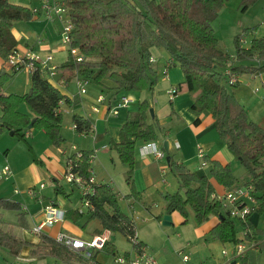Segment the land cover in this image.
I'll list each match as a JSON object with an SVG mask.
<instances>
[{
	"label": "trees",
	"instance_id": "1",
	"mask_svg": "<svg viewBox=\"0 0 264 264\" xmlns=\"http://www.w3.org/2000/svg\"><path fill=\"white\" fill-rule=\"evenodd\" d=\"M256 0H242L241 11H245ZM72 23L71 45L78 49L82 61H76L70 54L64 63L55 68V73L63 74L64 81L73 78L91 82L97 86L124 91H152L156 81L151 68V50L163 49L171 58V65L178 66L184 80L175 88V95L187 93L192 99L191 112L195 115H209L215 129L228 151L244 168L243 184L238 185L230 166L212 162L210 176L198 177L184 165L170 159L168 168L176 178L178 191L165 193L162 198L167 213L177 212L188 220V210L193 213L197 224L206 222L211 216L218 223L211 228L209 235L221 242L236 244V227L247 229L245 241L255 240L259 233L252 227L248 217L257 213L264 221V129L251 121L238 100L226 91L224 71L230 68L237 76L253 74L258 66L233 64L230 55L218 47L212 24L216 20L224 0H63ZM28 8L0 0V57L3 61L17 48L12 28L18 22L33 18ZM234 38L235 58L239 61H264V36L251 40L248 48L239 45ZM19 72L0 70V134L12 131L14 136L25 140V133L33 128L41 129L53 145L63 142L61 136L62 115L58 112L60 103L67 101L47 75L37 68L30 74L29 90L22 94H4L2 89ZM108 89V88H107ZM24 104L26 113L19 111ZM150 104L147 100L138 102L134 114L128 116L120 127L118 141L113 147L119 160L128 166L126 184L130 195L137 197L132 175L136 166L135 150L137 144L152 142L157 138V126L148 123ZM73 128L77 132H88L91 123L80 116H73ZM33 122L32 128L29 124ZM195 124L198 120H195ZM81 158L74 161V171L83 181L91 177V155L77 151L66 159ZM211 180L228 190L250 185L256 204L251 206L246 221L231 218L221 205L211 196L214 187ZM91 197L93 210L85 214L75 212V223L87 216L85 223L97 220L103 230L120 233L130 243L135 234V222L126 215L117 201L116 194L106 184L93 185ZM60 188L57 187V191ZM14 211L21 229L28 228L25 212L19 203L0 198V212ZM79 213V214H78ZM158 221L161 218L156 217ZM85 223L79 224L81 228ZM6 222L0 219V225ZM38 242L32 243L17 236L12 231L0 228V248L11 256L19 257L24 248L29 249V257L37 260L53 259L59 264H93L97 253L108 257L116 256V248L105 242L102 249H93L91 256L85 258L57 243L53 237L38 234ZM138 239V238H137ZM134 250L143 244L139 241ZM126 258L128 255L125 254Z\"/></svg>",
	"mask_w": 264,
	"mask_h": 264
},
{
	"label": "crops",
	"instance_id": "2",
	"mask_svg": "<svg viewBox=\"0 0 264 264\" xmlns=\"http://www.w3.org/2000/svg\"><path fill=\"white\" fill-rule=\"evenodd\" d=\"M8 1L11 4L26 8L33 6L29 0ZM241 2L237 0L236 4H238V11H240L239 7H241ZM240 13H242L243 16L245 15V19L248 18L249 15H253L254 18L259 17V21L264 19V0H256L255 3L249 6L245 11H240ZM236 26L235 24L233 27ZM249 27L251 26H244L242 28L240 24V28H236L234 37L243 35L241 34L242 31ZM59 33L60 27L57 24L49 23L41 16H33L29 21L18 22L12 28V35L17 41V49L20 51H34L41 56L51 54L53 57L52 64L56 67L60 66L68 58L66 48L60 44ZM248 34L251 39L263 37L264 25L261 27L259 24V27L249 31ZM245 35L247 34L245 33ZM217 42L219 49L222 50V47L219 45V40H217ZM249 46L250 44L245 48ZM2 63L3 58L0 57V70L2 68ZM233 64L258 66V70L251 74V79L258 81V83L262 81V76L264 75V61L256 62L253 60H244L235 63L234 60ZM151 68L156 77L152 91L138 92L114 90L110 89L113 84L106 83L107 87L96 86V88H89L86 90V93L80 94L75 84V78L73 77L66 82L64 81L65 76L57 72L49 79L67 99V101H62L59 107L62 115V124L64 123L63 117L66 115L67 118L65 122L70 127V132L67 133L66 136L69 138L71 134L74 142L70 150L63 144L59 147L50 146L43 138L45 137L43 131L33 132L30 128L31 130L25 133V138H30V150L35 158L31 160L27 158L28 156L24 154L23 150H19V153L16 152V149H19L17 145H20L21 142H17L13 138L14 135L9 134L10 131H3L0 134V166L6 164L12 171V175L7 180H3V183L0 184V198L19 203L22 211L26 214L25 221L28 226L26 230L18 227L17 218L15 223H11V227L15 226L21 230L19 234L16 231L17 236L26 241L37 243L39 240L38 236L31 233V228L43 219L44 207L48 204H53L55 207L65 211V220L52 227L46 228L43 232L44 234L54 237L58 231H63L68 235L82 240H88L93 236L100 235L106 238V242L114 244L109 237L113 233L103 230L97 220H91L85 223L83 221L87 216H83L81 220H79V223L73 221V218H76L75 212L76 210L78 211V207L66 208V202L59 196L61 194L60 192H62V187L56 183L57 181L54 179V176H59L62 171L64 173L65 160L68 156L75 153V151H86L93 156L90 160V167L95 183L109 185L116 194L117 201L121 207V203L123 202H130V200L136 202L135 198L128 197L130 195V188L125 183L124 170L121 172L124 184L122 183L121 187H115L119 186L120 183L118 181L114 183L112 179H106L105 176L107 175H104L103 172L99 170V167L101 166L107 170L108 174V167L106 166L107 160L113 163L116 161L119 162L113 144L118 141L120 127L126 122L128 116L134 114L137 109V103L142 100H147L153 110V116L150 114L151 117L148 118V123H155L157 126V138L152 142L163 151L164 143L167 142L169 160L173 158L174 161L184 165L196 176L208 178L210 176L212 162L228 164L231 166L232 171H235L233 175L237 180V184L240 183L238 179L243 175L244 169L243 167L242 170L239 168V161L228 151L225 143L219 139L213 119L206 114H200L198 116L193 114L190 110L192 99L187 93L176 94L170 98L169 91L172 88H176V86L184 80L181 69L178 66L171 65V58L160 48H153L151 50ZM20 75H23V77L20 78ZM26 75L25 73L11 75L8 81L10 84L3 87V93L16 95L26 93L30 87V75ZM158 75L160 76L159 79L157 78ZM248 82L251 83V80H248ZM161 84H163V87ZM262 86V97L264 99V85ZM231 93L234 96L235 92ZM254 93H260V89L256 87ZM99 96L103 98L101 103L97 102ZM123 98L128 99L130 102L125 107H120L116 115H112L109 109L120 103ZM19 111L32 117L25 107H20ZM75 115L88 120L91 123V130L88 132H77L73 128L72 121V117ZM195 120H198L197 124L194 123ZM257 124L264 129V125H260L258 122ZM144 144L145 143L141 142L137 144L135 150L136 167L133 173V184L138 194L137 196L142 200V209L153 216L154 219L156 217L161 218V221L163 216H170V225L173 223L183 224V219L177 212H172L170 214L166 212L165 203L161 207V212L159 211L153 215L152 208L155 206L154 203L151 204V202L148 203L145 201V199L154 197L156 194L161 196L165 193L176 192L178 190V184L156 183L160 175L157 164L159 162L149 154L146 149L141 148ZM199 149H201L204 154L203 160L206 163L204 166L201 165V160L197 157ZM46 181H48V183H55L53 186L55 190L54 196L52 192H48V185L45 184ZM211 182L214 191L217 193H222L226 189L213 180H211ZM41 184L43 185L42 187H40ZM59 186L60 190L57 191V187ZM114 187L116 189H114ZM30 189H33L32 194L28 193ZM58 193L60 194L58 195ZM79 200L81 202V197ZM126 204L128 211H130L131 203ZM138 209L141 213V208L138 207ZM125 214L134 217L133 207L129 213ZM0 219L6 222V220L2 218ZM161 221L155 219L153 223H160ZM248 221L254 229L259 231L263 230L264 221L262 216H259L257 213H252L248 217ZM81 223H85L83 228L79 225ZM141 223H146V221ZM217 223L218 218L216 216H211L206 222L197 224V226L193 227L191 235H188L186 230L183 231L182 228L177 227L180 233L176 234V241L171 240L169 245L162 247L160 251L161 254H159L160 262L156 260L159 264H183L181 260L182 253L189 256L188 264H223L227 259H232L234 244L221 243L209 235V231ZM88 225L92 226L89 229L91 233L84 232ZM9 226L10 225L6 223L0 225V228L2 227V230H9L7 229ZM4 227L6 229H4ZM238 229L239 232L236 234V237L243 241V231L245 229ZM254 237L255 240L257 239V242H259V249L257 251L253 250L248 252L243 258L232 259L230 264H264V234L259 233ZM124 239L126 240L125 237ZM138 240L153 253L152 249H149L146 243L148 242L147 238L144 240L142 237H139ZM194 240L197 241V246L195 247L198 248V250H194L195 247L189 246ZM225 246L230 248V250L226 251V255H223L222 249H224ZM170 248H173V251H171ZM131 252V245L130 248L122 249V251L116 249V255L131 254ZM100 255L108 257L103 253H97L95 261L98 264H105L104 259L101 258ZM16 258H22L25 262L29 263L39 261L29 257L28 248H24L19 257ZM108 258L113 262V257ZM42 261L44 260H40L39 262Z\"/></svg>",
	"mask_w": 264,
	"mask_h": 264
},
{
	"label": "built area",
	"instance_id": "3",
	"mask_svg": "<svg viewBox=\"0 0 264 264\" xmlns=\"http://www.w3.org/2000/svg\"><path fill=\"white\" fill-rule=\"evenodd\" d=\"M34 1L33 6H29V11L34 16H41L47 22L52 24H57L60 27L59 39L63 47L66 48L68 54H70L76 61H82V57L78 49L70 47L71 45V31L72 23L69 19L68 9L65 7L63 0H32ZM239 45L242 47L245 44L243 35L238 38ZM53 57L51 54H46L45 57L39 55L38 53L30 50L20 51L19 49H13L5 58L2 66L7 72H21L26 71L28 74H32L37 70L44 75L52 77L55 75V68L52 64ZM151 61V59H150ZM224 76L229 85H234L238 82V76L230 68H226L224 71ZM86 81L79 80L75 78V84L79 90L80 94L86 93L85 85ZM261 83L264 85V75L262 76ZM257 90V89H256ZM175 95V88L169 91V96L172 98ZM103 98L99 96L97 102L101 103ZM130 101L123 98L120 103H118L113 108L109 109L112 115H116L120 107H125ZM96 110V109H94ZM60 112V107L58 109ZM146 149L149 154H151L158 162H162L166 159L165 152L158 148L154 142H147L141 147ZM77 152V151H75ZM197 157L201 160V165L204 166L206 163L203 160L204 154L201 149L197 152ZM81 158V154H77L74 159H66L64 167V175L67 182L74 184L81 190V203L82 208H78L80 214H84L86 211L93 210V204L91 197L94 195L93 185L95 183L92 171L91 177L88 181H83L81 177L74 171L77 161ZM93 158L92 154L89 156L91 160ZM165 167L160 169L161 173H164ZM12 175V171L8 165L0 168V181L7 180ZM43 185L41 184L40 187ZM252 187L250 185L239 186L233 190L225 189L222 193H217L214 191L212 198L218 202L223 210L229 214L231 218L246 221L247 216H249L251 211V206L256 204L254 197L251 194ZM29 194L33 193V189L28 190ZM84 208V210H82ZM135 221V218L132 217ZM65 220V211L55 207L53 204H48L43 209V219L35 224L31 228V233L38 235L44 232L48 227H52L55 224L61 223ZM142 219L140 222H145ZM246 230V229H245ZM248 230L245 231L247 234ZM55 241L66 248L81 253L85 258H89L93 249H102L106 238L100 235L93 236L88 240H82L77 237L66 234L63 231H58L54 237ZM136 235V229L134 236L130 239V244L132 246L131 254L116 255L113 257L114 264H159L154 256L145 246H141L138 250H134L133 246L138 244ZM233 257L232 259L243 258L248 252L259 249V242L252 241H241L234 244L233 247ZM223 255H226V251H222ZM189 256L187 254H181V260L183 264H188ZM232 259H227L223 264H230ZM96 264V263H93Z\"/></svg>",
	"mask_w": 264,
	"mask_h": 264
},
{
	"label": "rangeland",
	"instance_id": "4",
	"mask_svg": "<svg viewBox=\"0 0 264 264\" xmlns=\"http://www.w3.org/2000/svg\"><path fill=\"white\" fill-rule=\"evenodd\" d=\"M29 1H31L30 3L32 5H34V1H32V0H29ZM238 1L241 2L242 0H238ZM236 3H237V0H224V4L220 8L218 16L212 24L215 38L217 40H219V45H220V47H222V50L225 53H227L228 55H230V60H231L230 62H233V63H234V60H235V63L239 62V60H237L235 58V44H234V38H235L234 36L235 35H234V33L236 31V28H240V24L242 25V28L244 26H251L248 29H244L243 31L241 30L242 31L241 34H243L244 38H245V44L242 46V48H245L251 43V40H252L248 34L249 31L259 27V24L261 27H263V25H264V19L259 21V17L254 18L253 15H249L248 18L245 19V17H244L245 15L243 16L242 13H240L241 7H239L240 11H238L239 10L238 4H236ZM235 24L237 26L233 27ZM240 32H239V34H240ZM245 33L247 35H245ZM60 44H61V41H60ZM242 65H245V64H242ZM19 73H25V74L29 75L28 72H26V71H21ZM251 76H252L251 74L239 75L238 76V82L236 84L229 85L228 83L225 82L224 86H225V89L227 92H229V93L235 92V94H234L235 98L243 106V108L247 114V117L251 121H253L255 123L258 122L260 125H264V99L262 97V94H263V90H262L263 86L262 85L263 84L261 82L258 83V81L252 80ZM22 77H23V75H20V78H22ZM157 78L159 79L160 76L158 75ZM248 80L249 81L251 80V83H249ZM9 84L10 83L7 82L5 84V86H8ZM96 86L97 85H95L91 82H88L85 85V90H87L89 88L90 89L96 88ZM161 86L163 87V84H161ZM256 87L258 89H260V93H258V94L254 93V89ZM140 92H142V91H140ZM20 107L26 108V106L24 104H22ZM136 108H137V106H136ZM149 117H151L150 114H149ZM66 118H67V116L64 115V117H63L64 123L61 125V134L63 136L62 137L63 142L61 144H63L64 146H66L67 149L70 150L73 147L74 142L72 140L71 134H70L69 138L66 136L67 133L70 132V127L65 122ZM32 130H33V132L43 131L41 129H36V128H33ZM44 134H45V132H44ZM13 138L17 142H21L20 145L19 144L17 145V147L19 148L18 150L16 149L17 153H19V150H23L24 154H26L28 156L27 157L28 159H31V160L35 159L33 154L31 153V150H30V144H29L30 138H27L25 140L19 139L17 136H13ZM43 138L45 141H47V143L50 146L52 145V146L56 147L55 145H53V143L50 141V139L46 136V134H45V137H43ZM60 145H58L57 147H59ZM171 159L173 160V158H171ZM157 164H158L160 175H159V180L156 183L161 182V184H169V183H172L173 185L177 184L176 178L174 177V175L171 173V171L168 168V163H167L166 159L162 162L157 163ZM5 165L6 164L0 166V168L5 166ZM106 166L108 167V174H107V170H105L101 166L99 167V170H101L104 175H107V176H105L106 179H112L114 181V183H116V181H118L120 183L119 186H115V187H121L122 183L124 184V180L126 183V176H127L126 174H127V170H128V166L126 164H123L120 160H119V162L116 161L115 163L111 162L110 160H107ZM238 166L242 170V165L240 164ZM162 167H165L164 173L160 172V169ZM230 169H231V166H230ZM122 171L124 172V178H125L124 180H122V177H121ZM231 171H232V169H231ZM233 172H235V171L233 170L232 173ZM244 172H245V170H244ZM244 172L242 173L243 175H241L238 179V181L240 182L238 185L244 183L242 180V178L244 177ZM94 173H95V171H94ZM133 173H134V171H133ZM54 177H55L54 179H56V181H57L56 183H58L62 187L61 188L62 192H60L61 194L58 193V195L60 194L59 196H61L62 200L66 202V208H75V207L76 208L77 207L82 208V203L79 200V198L81 197V190L77 186H75L74 184L70 185V183L67 182L63 171L59 174V176L55 175ZM132 180H133V175H132ZM1 183H3V181H0V184ZM45 184L48 185V187H47L48 192L49 193L52 192V195L54 196L55 190H54L53 186L55 185V183L54 182L48 183V181H46ZM60 186H59V188H60ZM115 187H114V189H116ZM52 188H53V190H52ZM55 189H56V186H55ZM177 189H178V187H177ZM62 193H64V194H62ZM66 195H67V197H66ZM128 197L131 198L132 196L129 195ZM133 198H135V197H133ZM135 199H136V202H133V200H130V202L121 203V205H122V207L120 206L121 210L124 213H129L133 207V215L135 218L136 235L138 238L142 237L144 240H146V238H147L148 242H146V243H147L149 249L150 248L152 249V252L154 253L155 258L160 262L159 254H161V252H160L161 248L166 246V245H169L171 240L176 241L175 236L177 233H180V231H179V229H177V227L182 228L183 231L186 230L188 232V235H191L193 227L197 226V223L195 222L191 211H188V220L186 223H183V224L173 223L172 225L164 226L161 223L162 221L160 223H153V220H155L156 218L154 219L153 216L149 215L147 212H145L142 209V205H143L141 202L142 200L138 196ZM15 201H17V200H15ZM145 201L148 203L151 202V204L154 203L155 206L152 208L153 215L155 213H158L159 211L161 212V207L164 204V200L162 198V195L160 196L159 194H156L154 197L145 199ZM126 203H131L130 211H128V207H127ZM138 207L141 208V210H142L141 213H140V210L138 209ZM82 210H84V208ZM177 214H179V213H177ZM0 218L6 220V223L8 225H10L7 229H9L10 231H13V233H15V234H16V231L18 234L21 232V230L18 229L17 227H15V226L11 227L12 226L11 223L16 222V213L14 211H2L0 214ZM142 219L146 220V223H141L140 220H142ZM85 220L86 219H84V221ZM91 227L92 226L88 225L86 227V229L84 230V232L91 233L89 230ZM4 229H6V228L4 227ZM245 231H247V229L243 231L244 234H245ZM238 232H239V229H238V227H236V234ZM244 234H243V236H244ZM109 237H110V240L114 243L113 245H115L116 249H118L119 251H122V249L130 248L131 244L128 241H126L120 233H113ZM255 241H258V240L256 239ZM189 246H191V247L197 246V241L196 240L192 241L191 245H189ZM194 250H198V248L195 247ZM223 250L229 251L230 248L225 246V248L222 249V251ZM171 251H173V248L171 249ZM100 256H101V258L104 259L105 264H114L112 262V260L109 259L108 257H104L102 255H100ZM0 264H59V263L55 262L51 258H48L42 262H39V261H37V262L35 261L32 263L25 262L24 259L13 257L6 250L0 248Z\"/></svg>",
	"mask_w": 264,
	"mask_h": 264
},
{
	"label": "water",
	"instance_id": "5",
	"mask_svg": "<svg viewBox=\"0 0 264 264\" xmlns=\"http://www.w3.org/2000/svg\"><path fill=\"white\" fill-rule=\"evenodd\" d=\"M150 114H151V116H153V110L150 108ZM32 125H33V122H31L30 124H29V126H28V128L30 129V128H32ZM2 125L0 124V127H1ZM9 134L10 135H13V132L12 131H10L9 132ZM164 151H165V155H166V161H167V163L169 162V155H168V146H167V142H165L164 143ZM170 216H168V215H165V216H163V218H162V225H164V226H169L170 225ZM232 264H234V263H232Z\"/></svg>",
	"mask_w": 264,
	"mask_h": 264
}]
</instances>
